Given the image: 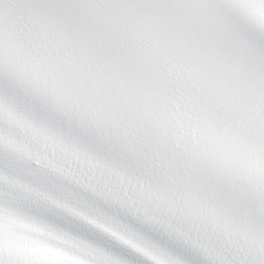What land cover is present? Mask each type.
<instances>
[{
	"label": "snow or ice",
	"instance_id": "snow-or-ice-1",
	"mask_svg": "<svg viewBox=\"0 0 264 264\" xmlns=\"http://www.w3.org/2000/svg\"><path fill=\"white\" fill-rule=\"evenodd\" d=\"M0 264H264V0H0Z\"/></svg>",
	"mask_w": 264,
	"mask_h": 264
}]
</instances>
